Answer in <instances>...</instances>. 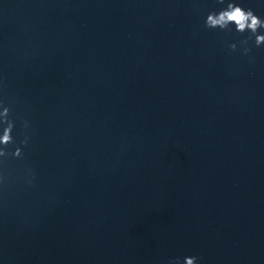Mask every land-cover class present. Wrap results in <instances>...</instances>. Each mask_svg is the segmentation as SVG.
Instances as JSON below:
<instances>
[{
	"label": "water",
	"instance_id": "1",
	"mask_svg": "<svg viewBox=\"0 0 264 264\" xmlns=\"http://www.w3.org/2000/svg\"><path fill=\"white\" fill-rule=\"evenodd\" d=\"M257 36L264 0H0V264H264Z\"/></svg>",
	"mask_w": 264,
	"mask_h": 264
},
{
	"label": "clouds",
	"instance_id": "2",
	"mask_svg": "<svg viewBox=\"0 0 264 264\" xmlns=\"http://www.w3.org/2000/svg\"><path fill=\"white\" fill-rule=\"evenodd\" d=\"M229 22L235 23L238 31H243L246 27L253 32L256 31L261 22L258 17L254 16L251 10L245 11L242 7L234 4H229L228 10L220 12L218 15H209L207 25L209 27L220 26L224 27ZM257 44L264 42V36H257ZM7 134L4 136V141L8 140ZM194 258L187 259V264H193Z\"/></svg>",
	"mask_w": 264,
	"mask_h": 264
}]
</instances>
